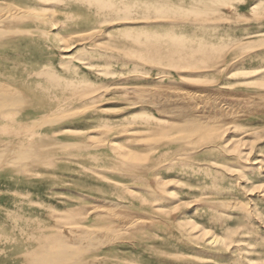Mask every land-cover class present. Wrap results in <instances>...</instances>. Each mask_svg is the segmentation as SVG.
<instances>
[{
	"label": "rangeland",
	"instance_id": "obj_1",
	"mask_svg": "<svg viewBox=\"0 0 264 264\" xmlns=\"http://www.w3.org/2000/svg\"><path fill=\"white\" fill-rule=\"evenodd\" d=\"M102 3L116 9H103ZM6 6L33 13L37 19L15 27L21 40L1 41L0 69L48 71L84 91L94 87L98 98L91 104L90 95L64 103L62 111H81L78 119L65 125L32 122L0 129V146L11 142L10 147L25 148L17 140L37 134L63 147L24 176L0 173V229L12 230L13 219L7 213L17 209L19 227L27 233L47 226L51 231L46 232L67 237L68 224L84 222L79 225L103 229L112 220L118 223L105 214L110 208L124 212L129 220L137 216L148 222L141 227L146 240L141 247H134V239L125 233L122 244L114 247L129 262L264 264V0H0V9ZM25 30L32 33L24 35ZM94 32L102 40L97 38L96 44L84 37ZM169 37L185 39L190 47L206 45L222 51L214 67L199 75L186 67L149 62L144 58L146 49L143 55L132 45L140 42L148 48L158 39L165 44ZM9 79H2L7 86L15 82ZM41 82L49 87L43 78ZM47 93H42L45 98L38 95L43 100ZM196 94L206 97L198 103ZM146 96L161 100L164 109L152 107ZM18 110L15 104L0 105V113L10 112V118H16ZM85 110L88 114H82ZM57 111L45 119H54ZM191 111L217 121V129L203 141H194L199 134L188 117ZM153 117L164 122L158 132L136 137L122 131L143 127L150 119L154 122ZM188 137V149L178 154L180 140ZM108 142L130 150L127 157L105 149ZM234 202L239 203L238 210ZM117 205L123 206L116 209ZM26 244L18 237V247ZM12 254L11 249L0 254V264H16Z\"/></svg>",
	"mask_w": 264,
	"mask_h": 264
},
{
	"label": "bare ground",
	"instance_id": "obj_2",
	"mask_svg": "<svg viewBox=\"0 0 264 264\" xmlns=\"http://www.w3.org/2000/svg\"><path fill=\"white\" fill-rule=\"evenodd\" d=\"M102 8L106 9V10H111V11L116 9V8H114L113 5L109 4V6H106L103 3H102ZM255 9H256V7L253 8V11ZM213 10H214V8H213ZM121 11H119V12H121ZM159 12H161V11L159 10ZM130 14H131V12H130ZM200 14H203V13L200 12ZM160 15H162V14L160 13ZM163 16H165V15H163ZM159 18H160V16H159ZM163 18H165V17H163ZM255 18H257V17H255ZM36 19H37V17L33 13L23 12V11L13 7V6H6L4 8H1L0 9V43L3 40H11V39L14 40V41L21 40L23 35L20 36L18 34V32L15 31V27H17V25H22V24H26V23H33L34 21L36 22ZM196 22H198V21H196ZM57 25H59V23ZM63 26H65V25L63 24ZM25 31L26 32H22L24 35L32 33L29 30H25ZM81 36H82L83 40H84V37H85V39H88L87 41L90 42V40H91V42H94L96 44L97 43L96 39L100 36V34H98L97 32H94V33L86 35V36H84V35H81ZM70 37H72V36L70 35ZM77 37H79V36H77ZM72 38H74V36ZM174 38L175 37L167 38V39H169V41H166L165 44H163V43L159 44L158 41L160 39H158L155 43H152V44L148 45V48L147 47L144 48L143 46H141L140 42H135L133 40H132L133 43L134 42L135 43L132 44V45H135L134 47L138 48V50L140 49V52H142L143 55H144L145 52H147L146 53L147 55H144V58L147 61H149V62H153V63H155L157 65H160V66H161L162 63H168L170 66H172L174 68H177V69H179V68L181 69V68H185L186 67L188 69H192V70L196 71V73L199 74V75L205 73L211 67H214V64L218 61V57H219L217 54H219L222 51L221 49L211 48V47H208L206 45H198L197 47H190L187 41H186V44L184 43L183 40H185V39H183V40H175ZM98 39L100 40V38H98ZM167 39H165V40H167ZM64 41H66V40L64 39ZM84 41H86V40H84ZM100 41H102V40H100ZM147 42H148V40H147ZM78 43H80V42H78ZM136 45H137V47H136ZM225 47H227V46H225ZM68 48H70V47L68 46ZM144 49H146V51ZM68 50H70V49H68ZM182 51H184V52L186 51L188 55H184ZM180 53L182 54L181 57L177 56L178 54L180 55ZM6 57H8V56H6ZM9 57H10V55H9ZM9 57L5 58V59L3 57L2 59H4V61H8ZM238 59H240V58H238ZM0 63H2V62H0ZM84 65H85L84 67H86L87 65L89 66V64H84ZM227 65L228 64L225 63L224 66H227ZM164 66L165 65H163V67ZM12 68L13 69H11V68L4 69V70L0 69V103H1L0 105L6 104V103L15 104L20 109V111L18 110V114L15 113L17 115L16 118H10V116H9L10 112L9 113L5 112L4 114L0 113V129L6 128L9 124L11 126H13V127L17 126L18 128H21L22 126L30 125L32 122L38 123L39 125H42V126H49V127H54L55 125H58V124L65 125L66 122L72 121V120H76V119H78V116H81V114H80L81 111L80 110H79L80 112L79 111L78 112H73V110H70V109L66 110L67 109L66 108L65 110L62 111V108L64 107L66 102H70V101L75 102L74 100H77V99H79L82 96L85 97V96H89L90 95L88 102L91 101L90 102V104H91L98 98L96 96L97 94L94 96V94L97 91L94 87L84 91L81 87L79 88V86L75 82L69 81V82L64 83L59 78L55 77L53 73H50L48 71H46V72H42L41 71V72H38V73L34 74V72L31 73V71H28L27 69H24V68L19 70V68H21L19 66L18 67L17 66L16 67H12ZM4 78L5 79L6 78H10V79L13 78L15 80V82H14L13 85H9L8 84V86H7V85H5V83L2 80ZM41 78H43L49 84V87L45 88L43 86V84L41 82ZM83 86L84 85H82V87ZM89 88H90V86H89ZM80 89H82L83 92H82V90L80 91ZM116 89H119V88H116ZM52 90L54 91L53 94L51 93ZM45 91L48 92L47 95H46V97H47L46 99H44L45 97L42 95V93H46ZM122 91L128 93L129 89L128 88L127 89H125V88L123 89L122 88ZM132 91H134V90H132ZM137 91H140V90H137ZM173 91H175V90H173ZM143 92L144 91H142V93ZM38 93H40L44 97L43 100L41 99V97H39ZM139 93H141V91ZM128 94H130V93H128ZM144 94H145V92L142 95H144ZM150 94H152V93H150ZM187 94H189V93H187ZM190 95H191V93L189 94V97H190ZM179 97H180V95H179ZM205 97H206L205 95L203 96V95H197L196 94L193 98L196 99L198 101V103H199L200 101L202 102V99L205 98ZM152 98H153V94H152ZM152 98L150 96H146L147 102L151 103L152 107L156 106L158 110H163L164 107L162 106V104H163L162 101L161 100H160V102L156 101L157 102L156 103L155 100H153ZM87 100L88 99H86L85 101H87ZM77 101H79V100H77ZM54 102H56V103H54ZM52 103H53V105H52ZM198 103H197V105H198ZM87 104L89 105V103H87ZM13 107H14V105H13ZM84 107H86V105ZM78 108H79V106H78ZM4 109H6V108H4ZM59 109H61L60 110L61 112L57 111ZM86 110L82 114H84L86 112ZM52 111H55V112L57 111L56 114H58V116L51 120L50 116L53 114ZM196 111H194V112L191 111L189 116L188 115L187 116L192 119L191 121L196 125L195 129H196L197 133L199 134V135H197V139H195L194 141H196V140L197 141H200V140L203 141L207 136L211 135L213 133V131H215V129H217L216 126H215V123L217 121L215 122V120H214V122H215L214 123L211 118L204 116V114H201V112L196 115V113H197ZM11 113H13V112H11ZM86 113L88 114V112H86ZM175 113L176 112H174V115H175ZM180 113H182V112H180ZM47 115H50L49 116L50 119H45L47 117ZM151 119H150V122L149 123L146 122L145 126H143V127L127 128V130L126 129H122V131L124 130V132L126 134H131V135L136 136V137L138 135H140V134L143 135L144 132H155V131L158 132L159 126H162V124H164V122L160 121L159 117H153V119H155L154 122H151ZM187 120H189V119L187 118ZM183 122H186V120L184 119ZM150 124L152 126H150ZM230 127H232V125H230ZM14 129H16V128H14ZM164 129H166V128H164ZM104 132L106 133L105 136L108 135V133H109V131H107V130H105ZM4 134H5V132H4ZM8 134H5V135H8ZM84 134H87V133H84ZM23 135H25V134H23ZM36 135H32L30 137L28 135H27L28 137L27 136L26 137L23 136L24 138L22 140H17V143L19 142V145L20 144L27 145V147H25V148H21V147L19 148L18 146L14 147V148L12 146L10 147V145L12 144L11 142L8 144L9 146H2V145L0 146V173L5 172V171L7 173V171H10L9 173H11V174H13V175H15L17 177L24 176V175H26V173L31 171V168L36 167V165L39 164L41 161H46L52 155H54L56 153L55 151H57V149H63V147L58 146V144H57L58 141L45 140V139L41 138L42 136L40 137V136H36ZM103 135H104V133H103ZM122 135H124V134H121V136ZM247 135H249V134H247ZM10 136H16V135H10ZM215 136H216V134H215ZM50 138H52V137H50ZM144 139H146V138H144ZM149 140H151V139H149ZM209 140L210 139H208V141ZM233 140H235V139H233ZM9 141H11V140H9ZM180 141H181L180 145L183 148H181V147L178 148V150H177L178 154L180 152L188 149V147H186V143H188V141H190V140H189V137H188V138L182 139ZM213 141H214V139H213ZM213 141H211V142H213ZM6 142H7V140H6ZM6 142H4L5 145H6ZM142 142H144V141H142ZM230 142H232V141H230ZM148 143H149V141H148ZM225 143H226V145L229 144L227 141L224 142V144ZM99 144H102V143L99 142ZM85 146H86V144H85ZM103 146H105L104 147L105 149H107L106 147H111L113 149L112 151L116 153V156L117 157H121V158L127 157V155L129 154V151H130V150L128 151L127 149L123 150L125 148L121 149V145L119 147L115 143L111 144V143L108 142L107 144H104ZM101 147L98 146V148H101ZM177 152H173V153L176 154ZM191 152H193V150ZM133 154H135V153H133ZM192 155H196V154L193 153ZM139 159H140V157H139ZM182 160H184V159H182ZM139 167H141V165ZM220 169H222V168H220ZM223 169L225 170V168H223ZM130 189L131 188H129V190ZM236 203L234 205L235 208L237 206H239V203L238 204H236ZM214 204H216V203H214ZM113 206H115V205H113ZM120 206L117 205L116 209L120 208ZM109 209L105 212V214H107L108 217H110V215H111V217L113 216L114 218H116V220L119 219V222L117 221L118 223H115L114 220H112L113 222L110 223V221L108 220L110 224L102 227L103 229H94V228L92 229L91 227L89 228L88 226L86 227V226H80L79 225L80 223L82 225H84V222L73 223L74 225L68 224L65 227V229H66L65 230L66 231L65 234L68 235L67 237L63 236V235L60 236V233H61L60 231H59L60 232L59 234L57 232H55V233L58 234L56 236L53 235L54 233L52 234V233L46 232L45 231L46 229H50V231H51V227H47V226H45L44 228L42 227L43 228L42 230H39L40 228L35 227L36 229H34V232L27 233L26 230L24 231L23 228L19 227V223H18V217L19 216L17 214V209H13L12 211H9V213H7L8 218L12 217V219H13V224H10L12 230L6 231V230L0 229V254H4V252L7 249L8 250L11 249L13 251L12 258L15 261L16 264H135V263L129 262L128 260H126L125 258L120 256V254H118L116 252V249H114V247H116V246L119 247L122 244L120 241H121L122 236L124 235V233L127 236L128 235L132 236V238H130V239L131 240L134 239L135 242L132 243L134 245V247H141L142 244L144 242H146V240L144 238V235L142 233H140V231L142 230L141 227H142V225H144L143 227H145L148 224V222H147V220L145 218L141 219V218H137V216H135L136 219L130 218V220H129L126 217L127 214H124V212H122V214H121L120 212H118L116 210L117 213L115 214V213H113V212H116V211H113L114 209H112V210H109ZM236 209L238 210V208H236ZM100 210H98V211H100ZM91 211L92 210L90 209V212ZM94 211H95V209L93 210L92 213H94ZM100 212H103V209ZM97 213H98V215L101 214L99 212H97ZM96 216H97V214H96ZM101 216H100L99 220L103 218ZM114 218H112V219H114ZM105 220H106V218L103 219L102 221L106 222ZM150 221H151V219H150ZM152 224H149V225H152ZM30 225H31V222H30ZM62 225H64V224H62ZM20 230H22V231H20ZM62 234H63V232H62ZM18 237L24 238V240L26 239L27 244L24 247H18L16 245L17 241H18ZM149 239H151V238H149ZM124 242H126V241H124ZM213 242H214V240H213ZM148 243H149V241H148ZM236 243H238V242H236ZM227 244H229V243H227ZM225 247H228V246H225ZM251 249H253V248H251ZM118 251L121 252L120 250H118ZM103 254H106V255H103ZM163 257L165 258V256H163Z\"/></svg>",
	"mask_w": 264,
	"mask_h": 264
}]
</instances>
